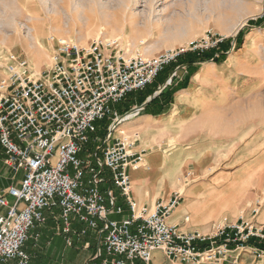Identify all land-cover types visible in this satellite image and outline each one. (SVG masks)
Returning <instances> with one entry per match:
<instances>
[{"label":"built area","instance_id":"obj_1","mask_svg":"<svg viewBox=\"0 0 264 264\" xmlns=\"http://www.w3.org/2000/svg\"><path fill=\"white\" fill-rule=\"evenodd\" d=\"M48 41L56 46L43 72L14 54L2 65L0 146L4 164L22 179L0 194V264H31L26 245L47 214L62 222L71 247L77 235L73 220L97 231L101 264H153L154 251L172 264H240L245 253L263 260L264 226L243 215L235 223H215L206 233L186 232L169 223L183 194L176 192L153 209L137 204L129 171L145 167V151L135 149L139 134L126 135L122 126L144 108L135 105L123 118L114 109L129 95L153 86L166 66L216 53L225 38L207 33L153 56L132 50L121 38L100 36L87 46L55 37ZM178 70L166 84L178 77ZM108 117L112 122L103 147L90 155L87 145L98 133L97 123ZM113 186L130 211L120 221L110 219L124 213ZM7 197L15 200L12 207Z\"/></svg>","mask_w":264,"mask_h":264},{"label":"rangeland","instance_id":"obj_2","mask_svg":"<svg viewBox=\"0 0 264 264\" xmlns=\"http://www.w3.org/2000/svg\"><path fill=\"white\" fill-rule=\"evenodd\" d=\"M93 1L0 0V80L8 54L27 59L37 72H43L56 46L48 41L51 37L74 40L82 46L100 36L121 38L132 50L146 56L184 46L207 33L223 37L225 48L204 59L187 57L166 66L153 86L129 95L114 109L123 118L135 105L146 104L150 95L179 67L178 77L168 85V92H164L160 101L152 103L155 107L161 105L160 110L166 109L165 114L144 123V119L139 122L141 113L122 126L126 135L139 134L135 149L145 151V167L130 170L129 175L134 198L139 195L134 184L147 177L148 191L155 194L156 204L146 207L153 209L174 193L183 194L185 189L202 181L216 182L220 178L223 182H247L254 165L261 168L264 160V0H141L140 6L131 13L126 10L131 0H102L107 10L103 15ZM76 7L82 9L76 10ZM160 9H164V14L156 17L154 11ZM179 23L183 28L178 27ZM37 57H40L39 65ZM209 65L212 66L207 74H203ZM166 105L170 107L165 108ZM111 122L108 117L97 123L98 133L87 145L90 155L100 152ZM115 137H119L118 132ZM4 171L0 177V193L7 189L6 182L12 184L8 177L14 175L6 167ZM106 175L110 177L109 172ZM16 178L21 179L22 175ZM113 190L117 204L124 213L128 212L126 199L116 187ZM263 199L252 204L249 213L243 209L235 220L225 216L228 219L217 221L235 222L243 215L254 225L264 226ZM187 201L185 198L173 215ZM253 208H258L256 215L252 213ZM110 219L117 218L110 216ZM87 230L84 240L91 242V249L84 251H91L90 256L82 255V237L77 239L78 243L73 241L72 247L64 241L67 249L61 247V250L70 252L65 264H69L71 255V264L102 263L97 252L92 251L93 244L100 246L96 237L99 233L84 227L82 234H76L85 235ZM181 230L198 231L191 224ZM50 262L64 264V259L50 258ZM152 262L170 264L160 251L152 253ZM240 264H264V259L245 253Z\"/></svg>","mask_w":264,"mask_h":264},{"label":"crops","instance_id":"obj_3","mask_svg":"<svg viewBox=\"0 0 264 264\" xmlns=\"http://www.w3.org/2000/svg\"><path fill=\"white\" fill-rule=\"evenodd\" d=\"M198 65L201 64L196 63V66ZM165 82L162 83L159 88H161L165 84ZM158 90L156 89L153 94H155ZM163 95H165L164 92L157 93L156 97L153 100L160 101V98H163ZM150 97L148 98V100L150 99ZM155 101L153 103H155ZM154 105L155 104H151L149 105V107L147 106V108L142 112L143 114L142 116H140L139 119L141 120H139V122L144 119V123H146L147 121H149V119H153L157 115L161 116L165 114L166 109L160 110L161 105H157L158 107H155ZM169 107V105L165 106V108ZM171 110H173V108H171L170 111ZM3 160L4 152L0 146V177L1 174L5 172V167L8 170L12 171L8 166L4 164ZM262 162L263 164L261 166L263 167L261 168L254 165L253 170H251L249 173V177L251 178H249L247 182L243 181L241 183H238L230 180H228L227 182H223L222 180H220V178H217L218 180L216 179V182L214 180L210 182L202 181L201 183L194 185L187 190L185 189L182 201L185 198L188 201L184 204V206H181L177 213H175L171 217L169 223L174 226H179L181 229H185V226L191 224L193 225L195 230L206 233L209 232L213 224L220 222L217 220H224L228 218L235 220L238 214L243 209L249 213L251 211L250 207L252 206V204L259 202L260 199L264 197V174H262V170H264V160ZM17 175L12 174L10 177H8L11 178L12 184L10 185L8 182H6V185L8 186L7 188H9L10 186H18L20 184V180L22 178H16ZM148 187H150V183L147 181V177L134 184V188L138 190L139 195L138 197L133 198L139 206L153 207L156 204L155 194L152 195L148 191ZM152 187L155 188V186ZM7 200L10 207L15 204V200L13 198L7 197ZM247 204L249 205L247 206ZM6 211L7 209H4L1 212L5 213ZM129 215V211H126L125 213H123V215L120 216L113 215L115 216V218H117L113 220L120 221L124 218H128ZM225 216L228 218H225ZM238 220H236L235 222H237ZM58 222L59 221L57 219H54L47 214L45 223L31 231V238L27 243V251L31 256V264H48L51 263L50 258H56V260H60V258H63L65 264V259L69 258L70 252H63L61 250V247H64V250H66L67 247L64 244L65 238L60 230L63 224L61 222ZM235 222L231 221L230 223ZM83 229L84 226L82 224H80L77 220H73L72 230L82 234ZM59 232L61 233V236H59ZM78 235L73 237L74 243L77 242V239L79 240L82 237L83 240L81 241L83 242V251L91 249V242L88 240H84L88 235V230L85 235ZM96 237L99 238V243L100 236L97 234ZM94 246H96V250ZM97 248L98 244H93L92 251L94 253L97 252ZM50 250L53 251L51 252ZM90 253L91 251H84L82 252V255L86 257L87 255L90 256ZM71 254L73 253L71 252ZM72 259L73 257L71 255L70 261L68 260L69 264H71ZM168 262L172 264L170 261ZM12 263L16 264L15 262Z\"/></svg>","mask_w":264,"mask_h":264},{"label":"bare ground","instance_id":"obj_4","mask_svg":"<svg viewBox=\"0 0 264 264\" xmlns=\"http://www.w3.org/2000/svg\"><path fill=\"white\" fill-rule=\"evenodd\" d=\"M156 0H154L153 2H155ZM93 2H95L96 3V5H97V7L99 8V10L101 11V15H103V14H105V13H107V10H106V7H105V3H103L102 2V0H94ZM140 2H141V0H131V3H130V5L129 6H126V10H128V12H133L135 9H137L139 6H140ZM76 10L77 9H82V8H80V7H76L75 8ZM155 9V8H154ZM153 9V10H154ZM155 12V14H156V17L157 16H160V15H163L164 14V9H160V10H158V11H154ZM97 14V13H96ZM178 27L181 29V28H183L182 26H181V24L179 23L178 24ZM33 30H35V27H33ZM25 41H27V40H25ZM35 41V37L33 36L32 37V42H34ZM146 49L148 50V49H150V47L148 46V47H146ZM148 52V51H147ZM37 64L39 65V63H40V57H37ZM212 65H209L208 67H206V69H204L205 71L203 72V74H207V72H208V69L211 67Z\"/></svg>","mask_w":264,"mask_h":264},{"label":"water","instance_id":"obj_5","mask_svg":"<svg viewBox=\"0 0 264 264\" xmlns=\"http://www.w3.org/2000/svg\"><path fill=\"white\" fill-rule=\"evenodd\" d=\"M163 86L164 87H163L162 92L167 93L168 92V88H167L168 87V84L165 83ZM158 91L150 97V99L146 102V104L142 105L143 108H145L146 106H148L153 101V99L156 97Z\"/></svg>","mask_w":264,"mask_h":264},{"label":"trees","instance_id":"obj_6","mask_svg":"<svg viewBox=\"0 0 264 264\" xmlns=\"http://www.w3.org/2000/svg\"><path fill=\"white\" fill-rule=\"evenodd\" d=\"M261 21H263V19H261ZM254 24V23H253ZM225 45H226V43L225 44H223L222 46H221V48H225ZM213 54H215L214 52H209V53H206V54H204L203 56H201L202 57V59H204V58H207V57H209V56H211V55H213ZM188 58H189V60H193V59H195L196 58V56H188ZM155 100H153L149 105H151L153 102H154Z\"/></svg>","mask_w":264,"mask_h":264}]
</instances>
